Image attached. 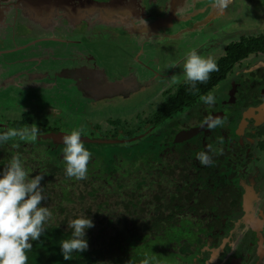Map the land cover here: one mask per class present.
Instances as JSON below:
<instances>
[{
	"label": "rangeland",
	"instance_id": "obj_1",
	"mask_svg": "<svg viewBox=\"0 0 264 264\" xmlns=\"http://www.w3.org/2000/svg\"><path fill=\"white\" fill-rule=\"evenodd\" d=\"M126 1L129 4L140 1L145 9L142 16L133 13V11H128L126 15H118L119 20L107 21L108 23L100 22L99 24L89 22V18H86L85 21L84 18L81 21L76 19L72 22L63 20L67 23V26L60 30V36H64V32L69 29L67 34L74 40L80 41L79 43L84 46L73 43H59L53 40L43 42L51 34L48 35L37 28L33 31L28 30V26L24 22H19L17 27L10 24L6 27L1 25L0 68L3 67L2 70L0 69V123L22 121L23 128L35 125L41 129L58 127L61 132L67 134L73 129H82V137L85 142L91 141L92 138L94 139L91 142H98L97 145L96 143L92 144L94 150L91 152H96L106 159L107 166L111 165L110 160L116 159V156L119 155L124 157L126 161L133 162L141 160L146 155L153 156L156 153L157 157H166L171 153L184 154L189 148L197 149L199 147L197 141L200 138L203 139V144L211 147L214 152H219L221 146L232 150V148L240 145L247 148V156L242 159L243 162L248 161L249 155L255 154L254 159L257 158L259 149L256 146L257 137L255 133L260 128H264V108L252 109L253 112L259 110L261 113V116L254 117L249 116L252 115L249 111L243 110L240 113V111H233V108L248 105L245 99L244 101H238L239 81L242 78L241 82L243 80L246 82L249 79L251 81L244 83L243 86H253L254 77L252 73L264 68L263 59H261L264 58L261 56L264 55L263 53H260V57L257 59L255 54L249 56L247 60L240 64V69L232 73L226 82L220 84L211 93L216 97L214 105H205L199 100L195 106L186 110L182 115H176V118L171 119L170 122L168 121L169 123L167 122L161 128L145 131L138 137L139 139L132 137L118 139L114 136V133L117 131L120 134L129 129L134 130L141 121L149 118L157 110L168 88H176L186 81L183 74V63L186 54L190 50L195 49L199 54L217 60L223 55L227 44L240 39L241 33L242 36H257L261 29H264V23L259 24L263 12L262 1L228 0L227 13H230V16L225 17V19L222 17L221 20H215L214 17L208 19L209 15L206 16L205 22L198 28V30L205 31L196 37L194 36L195 38L188 37L187 39L183 38L185 37L183 33L181 35L182 39L176 37H179L178 27L182 26L184 28L183 22L185 20L175 14L174 6H176L177 1L182 0ZM184 1L185 11L189 9L185 6L187 5L186 1L191 2L193 8L202 7L201 3L204 2L203 0ZM133 7L135 8V6ZM178 11L180 13V7ZM13 18H15L14 13L11 14L10 19L13 20ZM0 19L2 18L0 17ZM19 20H22L21 17ZM83 21H88L83 29L79 28L77 31L73 28L75 25H83ZM144 21H146V24H144ZM186 22L191 23L192 20ZM135 26L137 27L133 31H129ZM138 29L141 35L146 36L143 40L142 38L139 40V45L142 47L146 40H152L154 43L151 42V48H154V53L159 56L162 63L167 65L161 69L165 72L168 71V74H164L160 84H151V82H154L152 72L140 66L142 63L137 57L143 48L139 51L138 45L135 44L138 43L136 37L140 35H137L139 33ZM214 31L216 34L213 33ZM35 37H38L39 41H36ZM203 38L212 41L210 44L215 43V46L206 53L202 51L207 48L208 43L207 41L202 42ZM77 51L85 52L91 56L96 55L97 64L100 69H104V77L107 79L101 82L93 81V84L89 87L84 86L81 88L84 83V77L81 73L72 70L65 76L59 75L58 73L61 71L59 69L63 67L64 59H72ZM141 59L144 61L143 57ZM36 64L46 67L49 71V77L46 76L45 72L41 71L35 74L27 69ZM159 73L156 72L157 75ZM128 74H130L129 78L127 77ZM30 75H32V78H29ZM35 76L41 77L43 80L37 81ZM132 76L136 80L134 83L128 81ZM171 77L175 80V83L170 82ZM124 79H127L125 84H123ZM111 81L114 85L105 86L108 88L106 89L107 93L117 90L130 94L122 96L123 99L115 98L107 101L103 98L109 95H105V93L101 96L95 95L104 90L103 84L111 83ZM52 82L54 87L47 88L51 86ZM102 87L103 89H101ZM124 87L128 88V92L124 90ZM262 97L264 98V96ZM222 111L226 113L221 117L225 120L222 127L213 130L206 129L203 131L202 137L197 134L189 138L191 140L183 145L174 144V142L161 143L160 138L171 133L177 126L178 130L188 126L184 130L199 127L202 118L209 115H218ZM9 129H12V127ZM112 135L114 137H109ZM91 136L93 137L91 138ZM17 143H23L24 147H18ZM44 144L46 147H50V152L53 154H58L64 147L62 142L56 140ZM38 145L40 144L38 143ZM32 146L38 149L30 141L21 140L17 137L14 138V143L8 141L0 145V149L2 148L1 150L4 151L3 149L7 148V150L20 152L24 148L30 151L33 149ZM22 156H25L24 153ZM20 159L23 161V157H20ZM250 164H247L243 169H238L240 174H243V178L246 176L245 181L247 183L250 181L248 176L251 177L248 174L255 170V164L253 162ZM231 167H234V164ZM250 167L252 168L249 169ZM219 178L218 176L214 180L216 184ZM260 182L262 184L256 186L259 192L255 188L252 191L253 200L250 204L251 209L254 206L255 212L257 211L261 216H264V181L261 180ZM233 224L223 233L222 237L214 240L215 248H211L210 244L206 248L203 247L205 251L200 252L203 256L199 259V264H215L218 255L237 257V254H234L235 251L244 254L247 252L245 250V238L242 235L249 234L254 229H251V225L241 222V219H234ZM262 236L264 237V233L260 235L261 238ZM262 248V253L258 257L260 259L259 264H264V244ZM252 255L255 260L257 254L253 252ZM183 256L182 254L161 256L157 260H161V264H182L180 260H183V263L186 264L184 259L187 258L183 259ZM187 264L191 263L188 262ZM222 264L231 263L228 262V259H225V263Z\"/></svg>",
	"mask_w": 264,
	"mask_h": 264
},
{
	"label": "trees",
	"instance_id": "obj_2",
	"mask_svg": "<svg viewBox=\"0 0 264 264\" xmlns=\"http://www.w3.org/2000/svg\"><path fill=\"white\" fill-rule=\"evenodd\" d=\"M186 3L189 8L186 11L184 0L177 1L174 6L175 14L185 20L184 27L203 21L212 9V3H202L199 8H193L189 1ZM200 27L201 24L192 28L188 37L195 35ZM260 53H264V34L231 42L226 53L215 60L218 71L210 73L206 82H197L195 88L184 82L175 92L169 93L154 112L151 125L159 127L176 115H182L195 106L202 95L211 94L249 56ZM250 98L248 94L241 101L245 99L247 104L259 102L251 103ZM233 109L236 111L240 106ZM204 119L199 124L204 123ZM10 127L22 129L23 122L0 123V130ZM39 129L35 140L26 139L38 149L33 146L30 151L24 148L20 152L0 149V171L13 156H19L23 157L21 161L29 177L44 175L41 186L45 199L41 206L48 207L52 215L41 237L30 241L28 264H144L145 259H150L151 264H161V260H157L161 256L182 254L191 258L210 236L222 237L233 225L234 216L242 210L250 181L247 183L246 177L242 179L238 169L251 165L254 158L249 155L247 162L242 161L247 156V148L243 146L238 145L232 150L219 146V152L210 153L213 161L210 166H203L196 159L197 152L209 147L203 144L202 138L197 141V149L189 148L184 154L157 157L156 153L133 162L119 155L109 161L112 166H107L106 159L91 152L93 142H85L84 147L92 156L87 178L78 180L65 175L63 150L58 154L51 153L44 143L52 139L40 136L41 133L57 132V129ZM175 131L160 136L161 143L183 145L191 140L176 142L179 132L174 134ZM131 133L133 131L129 129L120 138H131ZM199 135L202 137L203 131ZM255 135L256 146L263 149L264 128ZM115 136L119 137L118 132ZM10 141L14 143V139ZM17 145L24 147L23 143ZM218 176L216 184L214 180ZM80 215L88 216L94 224L86 233L88 249L74 253L71 260L65 261L60 254L59 241L70 237L71 229L67 224Z\"/></svg>",
	"mask_w": 264,
	"mask_h": 264
},
{
	"label": "flooded vegetation",
	"instance_id": "obj_3",
	"mask_svg": "<svg viewBox=\"0 0 264 264\" xmlns=\"http://www.w3.org/2000/svg\"><path fill=\"white\" fill-rule=\"evenodd\" d=\"M129 1L131 2V0H129ZM261 1H262L261 7H262L263 12H262L261 18H260L261 23L259 22V24L264 23V0H261ZM132 2H135V0H132ZM133 6H135V8ZM212 7H213L212 10L215 12H214L213 16H211V17H214L215 20H221L222 17L225 19V17L230 16V13H227V7H221L217 2H216V4L212 3ZM8 11H9V13H8ZM128 11L129 12L133 11V13L140 14V16H142V13H144L145 9H144V6L141 5L140 1H138L135 4H129V2L126 0H107V1H104V0H0V17L2 18V19H0V26L4 25L6 27V26H9V24H10L14 27L15 26L17 27L19 22L20 23L24 22L27 24L28 30L33 31L37 28L41 31L46 32V34H48V35L51 34V36H49V38L43 42L53 40V41H56L59 43H66V44L73 43V44H77L80 46L81 45L84 46L82 43H79L80 41L74 40L69 34H67L69 29H67L64 32V34H65L64 36H60V33H61L60 30H62V28H65L67 26L66 25L67 23L64 22L63 20H65L67 22H72L73 20H76V19L81 21L84 18V21H85L86 18H89L88 21L89 22L91 21V23L93 22L94 24H99L100 22L108 23L107 21L119 20V18L117 16L118 15H122V16L126 15L128 13ZM13 13L15 14V18H13V20H11L10 19L11 14H13ZM208 15H209L208 19H210L211 18L210 13H208L207 16ZM235 16H237V15H235ZM20 17L22 20H19ZM204 20L198 21V23L203 24L205 22ZM14 21H15V24H14ZM84 21H83V25L82 24L79 26L75 25L73 28H75V30H77V31L79 28L83 29L84 25H86V23H88V21L87 22H84ZM198 23L196 22V23H193V25L178 29L179 32L178 31L177 32L179 33V37L178 36H176V37L179 39H182L181 35L183 33V34H185V37H183V38L187 39L188 35H189L188 34L189 31H191L192 28L197 27L199 25ZM136 27L137 26H135L134 28L132 27L131 29H129V31H133ZM51 28H52V30H51ZM258 28L259 27L257 26V29ZM204 31L205 30L199 29L197 32L194 33L195 35H193L192 37H194V36L196 37L197 35H199L200 33H203ZM177 32H176V34H178ZM213 33L216 34L215 31ZM138 34H140L139 37H136V42H138V43H135V44L138 45L139 51L143 48V50L140 52V54L138 53L139 56L137 57L138 60L142 63V64H140V66H141V68H145L146 70L152 72V74H153L152 78L154 79V82H151V84H155V83L160 84L162 82L161 79L163 78L164 74H168V71L165 72V71H162L161 69L165 68L167 65H166V63H162V61L159 59V56H157L156 53H154V48H151V42H153L152 40H149V39L146 40L142 47L139 45L140 44L139 40L141 38L143 40L146 36L141 35V32H139ZM262 34H264V29H261V31L259 32L258 35H262ZM244 37H248V36H242V33H241V37L237 41H240ZM35 38H36V41H39L38 37H35ZM204 41H207L208 46L202 52L206 53L207 51H209L211 48H213L215 46V43L210 44L212 41H208V40H205V38H203L202 42H204ZM229 44H227V46L225 47L223 55L226 53V49H227ZM95 56L96 55L91 56L85 52L77 51V52H75V56L72 59H64V63L62 64L63 67L61 69H59V71L61 70L60 71L61 74L60 73H58V74L65 76L67 73H70L72 70H74V72L76 71L77 73H81L82 77H84L83 78L84 83L82 84L81 88H83L84 86H86V88L89 87L91 84H93V81L101 82L107 78L104 77V69H100V67L97 64L98 59ZM222 56H220L219 58H221ZM255 56H256V59L260 57L259 54H257V55L255 54ZM261 56L264 57V55H261ZM141 57H143L144 61L141 59ZM261 59H263L262 61L264 63V58H261ZM99 61H101V60H99ZM253 61H255V60L253 59ZM2 67L0 68L1 70H2ZM77 67H79V68H77ZM27 69L30 70L31 72H34L35 74L39 73L41 71L45 72L46 76L49 77L48 76L49 75L48 69L46 67H42L39 64H36L35 66H30ZM64 69L66 70L65 72L63 71ZM87 69H90V70H87ZM238 69H240V65H239ZM156 72H160V73L157 75ZM106 73H108V72H106ZM252 74L251 75L254 77L253 86H245V87L243 86L244 83L251 81L249 79H247L246 82H245V80H243V82H241L243 78L239 81L240 86L238 87V90H239L238 101L239 100L241 101L243 96L248 97V94H250L251 103L256 102V101H259V102L257 104H248L247 106H240V110H236V111L237 112L240 111V113H242L243 110L247 111V112L249 111L250 113H252V115H249V114L248 115L254 117V116H259V115L261 116V113L259 110H255L253 112L252 109L257 108V107H263L264 108V105H263L264 104V98L262 97V96H264V93H263V89H264V68H260V69L256 70L255 72H253ZM24 75H26V74L24 73ZM46 76H44V77H46ZM129 76H130V74H128L127 77L129 78ZM44 77H42V78H44ZM29 78H32V75H30ZM35 79L37 81L43 80V79H41V77H36V76H35ZM126 80L127 79L123 80V84H125ZM226 80L223 82H226ZM128 81L130 83L131 82L134 83V81H136V80H135V77L132 76L130 79H128ZM184 82H186V81H184ZM184 82H182L181 84H183ZM223 82H221L220 84H222ZM0 83H1V81H0ZM148 83H149V81L147 82V84ZM50 85L51 86L47 87V88L54 87L53 82ZM56 85H58V84L56 83ZM56 85H55V88H56ZM110 85L113 86L114 83H112V81H111V83L103 84L104 90L99 92L100 94H97L96 92H94V93H96L95 95L101 96L103 93H105V95H109V96H105L103 98V100L107 101L109 99L112 100L115 98L123 99L124 97H122V96H126L128 94V93L126 94L125 92L123 93V91H117V90H112L111 92L107 93L106 89H108V88H106V87L107 86L110 87ZM103 87L101 89H103ZM178 87L168 88V90H167L163 100L161 101L159 107L163 103L165 97L169 93L175 92ZM124 90L128 92V88L126 89V87H124ZM153 114L149 118L141 121V123L139 125H137V127L134 130H132L133 131V133H131L132 138H138L145 131L152 130L153 128L154 129L161 128L162 126L165 125V124H162L159 127L152 126L150 122H151V118H152ZM223 115H226L225 111H222L221 113H219L218 115H215V116L222 117ZM202 124H200V125H202ZM52 128L57 129V132H55V133L61 132V130L58 127H52ZM52 128H50V129H52ZM177 128H178V126L175 128L177 131H175L174 134H177L179 132V130L187 129V128H181L178 130ZM50 129H48V131ZM49 133H54V131H51ZM49 133H43V134L41 133L40 136L44 137L45 134H49ZM115 133H114V136H115ZM124 133L125 132H122L120 134L118 133L119 137H116V136L115 137L119 139L120 136H122ZM114 136L112 135L109 137H114ZM92 137L93 136H91V138ZM49 139H51V138H49ZM82 139H83V137H82ZM93 139L94 138H92L91 141ZM121 139H123V138H121ZM52 140H54V139H52ZM91 141H86V142H91ZM93 143L97 144L98 142L95 141ZM256 144H257V142H256ZM257 148L259 149L258 154H257L258 157L255 159L253 158V164H255V166H254L255 170L251 174H248V175H251V177L248 176L250 183L248 185L247 191H245L246 196H245L244 201L242 202V204H243L242 210L234 216L235 219H237V220L241 219V222H244L246 224L251 225V229L252 230L254 229L252 232H250V229H249L250 235L249 234H246V235L243 234L242 235L245 238V243H246L245 250H247V252L244 254V253H239V251H235L234 254H237V257H228V255L225 257H222V256L218 255L217 261L219 259H221V260H219L218 262L216 261L217 264L225 263V259H228V262L231 264H259L260 259L258 257L262 253L261 250L263 249L262 247L264 244V237L263 236H262V238L260 237V235H262L264 233V216H261L259 214V212H257V211L255 212L256 209L254 206L251 209V204H250L251 200H253L252 191L254 190V188L257 189L256 186H259L260 184H262L260 182L261 180L264 181V148L263 149H261L260 147H257ZM254 155H253V157H254ZM242 175L243 174H240L241 178H243ZM259 178H261V179H259ZM257 179H259V180H257ZM252 184L255 186H253ZM262 189H263V185H262ZM257 191L259 192L258 189H257ZM235 222H234V224H235ZM256 223H257V225H256ZM261 223H263V224H261ZM215 239L216 238L214 236H210L209 241L203 247L206 248L207 245L210 244L211 248H215L214 243H213ZM203 247L197 248L196 254L192 255L193 257L187 258V259H184L186 257H183L185 263L187 264L188 262H190L191 264H199L200 263L199 259L201 258V256H203V255H201L200 252L202 250L205 251V249ZM253 252L258 255V256L256 255L255 260H254V257L252 255ZM179 259H182V258H179ZM216 262H215V264H216ZM180 263L184 264L183 260H180Z\"/></svg>",
	"mask_w": 264,
	"mask_h": 264
},
{
	"label": "clouds",
	"instance_id": "obj_4",
	"mask_svg": "<svg viewBox=\"0 0 264 264\" xmlns=\"http://www.w3.org/2000/svg\"><path fill=\"white\" fill-rule=\"evenodd\" d=\"M221 7H227L228 0H217ZM146 24V21H144ZM218 71L217 63L211 57L190 50L183 63V74L186 82L195 88L196 83H204L212 72ZM171 83L175 80L171 77ZM205 105H214L213 94L202 95ZM225 120L219 116L209 115L204 126L209 130L222 127ZM40 129L37 125L22 129L0 130V145L19 138L35 140ZM63 160L66 165L65 175L78 180L87 178L88 163L92 153L84 147L82 129H73L62 136ZM211 147L196 153L197 161L203 166L212 164ZM44 175L29 177L19 156H13L7 166L0 171V264H28L27 252L31 250L30 241L38 240L45 231V224L52 213L46 206H41L45 199L41 181ZM94 226L93 221L85 215L71 219L67 228L71 229L70 237L59 241L60 254L65 261L71 260L74 253L88 249L87 230ZM144 264H151L145 259Z\"/></svg>",
	"mask_w": 264,
	"mask_h": 264
},
{
	"label": "water",
	"instance_id": "obj_5",
	"mask_svg": "<svg viewBox=\"0 0 264 264\" xmlns=\"http://www.w3.org/2000/svg\"><path fill=\"white\" fill-rule=\"evenodd\" d=\"M207 127L204 126V123L202 125H200L199 127H195V128H191L189 130H183V131H180L176 138H175V141L176 142H180V141H184V140H188L189 138L199 134L200 132L204 131ZM64 134H67V133H64V132H58V133H49V134H45L44 135V138H51V139H54L58 142H62V136Z\"/></svg>",
	"mask_w": 264,
	"mask_h": 264
},
{
	"label": "crops",
	"instance_id": "obj_6",
	"mask_svg": "<svg viewBox=\"0 0 264 264\" xmlns=\"http://www.w3.org/2000/svg\"><path fill=\"white\" fill-rule=\"evenodd\" d=\"M204 2H202V3H204V5H206V4H209V3H215L216 4V2H217V0H203ZM201 3V4H202ZM205 7V6H204ZM213 8V7H212ZM214 12L215 11H213L212 9L210 10V17L211 16H213V14H214Z\"/></svg>",
	"mask_w": 264,
	"mask_h": 264
}]
</instances>
